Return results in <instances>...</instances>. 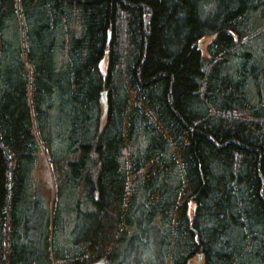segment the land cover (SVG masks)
<instances>
[{"label":"trees","instance_id":"trees-1","mask_svg":"<svg viewBox=\"0 0 264 264\" xmlns=\"http://www.w3.org/2000/svg\"><path fill=\"white\" fill-rule=\"evenodd\" d=\"M0 264H264V0H0Z\"/></svg>","mask_w":264,"mask_h":264},{"label":"rangeland","instance_id":"rangeland-1","mask_svg":"<svg viewBox=\"0 0 264 264\" xmlns=\"http://www.w3.org/2000/svg\"><path fill=\"white\" fill-rule=\"evenodd\" d=\"M210 36H208L205 40V43L207 41L210 40ZM104 66H105V63L104 61L101 62V67L102 69H104ZM35 174L37 176V179H39L41 182H47L48 184H50V176H49V173H48V168H47V165H46V161L44 159V157L41 155L40 157V161H39V164H38V167L35 171Z\"/></svg>","mask_w":264,"mask_h":264},{"label":"water","instance_id":"water-1","mask_svg":"<svg viewBox=\"0 0 264 264\" xmlns=\"http://www.w3.org/2000/svg\"><path fill=\"white\" fill-rule=\"evenodd\" d=\"M105 99H106V92L103 91L102 92V101L105 102ZM198 255H199L198 258L200 259L201 258V254H198Z\"/></svg>","mask_w":264,"mask_h":264}]
</instances>
